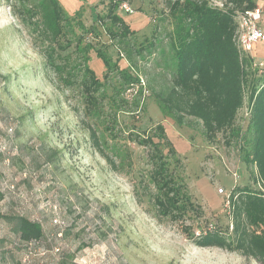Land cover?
Wrapping results in <instances>:
<instances>
[{
    "label": "rangeland",
    "instance_id": "rangeland-1",
    "mask_svg": "<svg viewBox=\"0 0 264 264\" xmlns=\"http://www.w3.org/2000/svg\"><path fill=\"white\" fill-rule=\"evenodd\" d=\"M255 1L257 6L262 2L264 12V0ZM14 2L0 0V212L40 222L44 237L24 244L13 223L0 219V264H263L239 252L200 247L191 237L210 224L225 228L228 192L254 186L250 173L255 168L244 159L252 131L246 118L248 94L239 111L240 134L231 144L224 133L207 140L201 121L186 116L177 122L157 100L155 93L172 84L169 35L174 21L167 15L168 1L126 0L133 11L121 5L118 13L135 36L124 42L110 39L101 25L98 38L87 35V41L139 79L135 86L117 72L107 79L103 61L91 52V66L111 95L105 118L118 140L103 120L85 115L79 90L66 89L46 66L42 37L23 19L22 4L15 10ZM60 2L87 26L105 10L101 0ZM154 29L156 49L139 53L140 42L152 40ZM66 56L76 68L83 61L74 46ZM87 123L105 138L111 155L127 150L130 162L111 169L92 145ZM157 125L165 134L154 138L164 141L166 159L193 207L185 221L157 214L151 201L157 192L149 175L151 146L130 138V132L155 135ZM221 187L226 194L219 193Z\"/></svg>",
    "mask_w": 264,
    "mask_h": 264
},
{
    "label": "trees",
    "instance_id": "trees-1",
    "mask_svg": "<svg viewBox=\"0 0 264 264\" xmlns=\"http://www.w3.org/2000/svg\"><path fill=\"white\" fill-rule=\"evenodd\" d=\"M125 1L101 0L105 10L98 13L96 22L89 26L69 16L60 0L14 2L15 10L17 4H22L23 19L42 37L41 49L46 57V66L53 70L66 89L79 90L85 115L91 120H103L115 140L118 136L114 127L108 125L104 109L105 101L111 95L105 81L91 66V52L94 51L96 58L103 61L107 79L113 72H117L130 86L138 85L139 79L86 38L88 34L98 38L97 25L103 26L112 40L118 38L124 42L134 37L135 30L118 13ZM167 1V15L174 21L169 35L172 84L166 91L155 93L157 100L177 122L183 123L186 116L201 121L207 140L214 141L224 133L228 136L227 144H231L240 134L237 121L248 94L246 118L252 131L244 159L255 168L250 173L254 186H235L228 192L229 221L225 228L210 224L199 235L194 230L191 237L200 247L239 252L264 264V66L258 67L252 55L242 54L235 41L237 14L252 9L257 3L255 0H224L221 8L213 6L210 0ZM155 30L152 40L146 38L140 42L139 53L147 50L152 54L156 49L159 43ZM72 46L83 60L77 68L70 66L66 56ZM87 124L92 145L111 169L118 171L123 164L130 162L127 150L111 155L106 150L109 145L105 138L92 124ZM157 130L159 132L155 135L130 132V138L140 145L151 146L152 170L149 175L157 190L151 201L157 214L171 221H185L187 212L193 207L184 183L166 159L162 149L164 141L154 138L163 137L165 129L157 125ZM2 198L0 195V200ZM0 219L13 223L14 231L24 244L39 242L44 237L42 224L25 215L0 212Z\"/></svg>",
    "mask_w": 264,
    "mask_h": 264
},
{
    "label": "built area",
    "instance_id": "built-area-1",
    "mask_svg": "<svg viewBox=\"0 0 264 264\" xmlns=\"http://www.w3.org/2000/svg\"><path fill=\"white\" fill-rule=\"evenodd\" d=\"M224 0H210L213 6L223 7ZM122 7L126 11H133L132 8L127 3H123ZM263 16V9L260 6H255L252 9L247 10L246 12L238 13L236 16L237 19V30L235 35L236 44L242 54L251 55L253 46L256 42L264 40V31L261 27V20ZM219 193L226 194L224 188H219ZM227 194V203H228ZM201 231L197 230L196 234L199 235Z\"/></svg>",
    "mask_w": 264,
    "mask_h": 264
},
{
    "label": "crops",
    "instance_id": "crops-1",
    "mask_svg": "<svg viewBox=\"0 0 264 264\" xmlns=\"http://www.w3.org/2000/svg\"><path fill=\"white\" fill-rule=\"evenodd\" d=\"M258 5L263 6L262 2H258ZM261 27L264 31V12L261 20ZM251 55L254 59L255 64L264 66V40L256 42L253 46Z\"/></svg>",
    "mask_w": 264,
    "mask_h": 264
}]
</instances>
